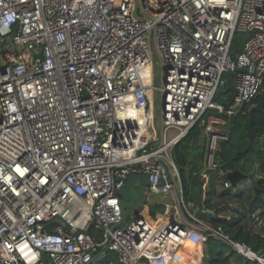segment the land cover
I'll return each instance as SVG.
<instances>
[{"label": "built area", "instance_id": "2783aa9c", "mask_svg": "<svg viewBox=\"0 0 264 264\" xmlns=\"http://www.w3.org/2000/svg\"><path fill=\"white\" fill-rule=\"evenodd\" d=\"M235 33L249 37L232 58ZM227 72L225 109L215 96ZM263 78L264 0H0V264H170L192 234L264 264L193 214L172 158L201 121L204 167L217 169L227 123ZM162 164L173 186L159 185ZM131 173L150 186L112 230ZM166 194L174 216L161 224L148 202Z\"/></svg>", "mask_w": 264, "mask_h": 264}, {"label": "trees", "instance_id": "16d2710c", "mask_svg": "<svg viewBox=\"0 0 264 264\" xmlns=\"http://www.w3.org/2000/svg\"><path fill=\"white\" fill-rule=\"evenodd\" d=\"M246 33H235L230 46V55L234 58L248 39ZM234 74L222 75L215 101L228 109L233 98ZM226 97V101L220 98ZM264 100V82L255 100L242 107L227 123V139L220 141L215 154L217 169L204 167L206 139L201 121L183 137L172 149V158L177 167L182 198L195 216L213 227H220L231 241L246 245L258 257L264 256V225L257 228L255 217L264 221V144L260 135H255L249 148L246 135L247 112L249 108ZM215 115L225 118L215 111H207L203 120ZM254 125L264 129V111L254 114ZM237 172L241 178L228 188L224 183L227 175ZM207 182L203 185V174ZM250 176L252 178H250ZM248 184L244 189L243 185ZM262 190L263 192H257ZM199 236V235H198ZM203 243V264H260L238 254L231 245L217 238L199 236ZM98 264H103V261Z\"/></svg>", "mask_w": 264, "mask_h": 264}, {"label": "water", "instance_id": "95a60500", "mask_svg": "<svg viewBox=\"0 0 264 264\" xmlns=\"http://www.w3.org/2000/svg\"><path fill=\"white\" fill-rule=\"evenodd\" d=\"M38 58L42 59V55L40 54ZM155 70V66H154ZM264 82V78H263ZM153 115H154V128L156 132L158 133V123H157V105H156V94L153 96ZM162 109V108H161ZM264 111V100L258 102L257 104L252 105L248 112H247V128H246V135L248 138V146L249 148L253 142L255 135H260L262 138V142L264 144V129L260 127H256L254 125V114L260 113ZM188 129V132L192 129ZM162 167L164 169L165 179H160L159 185L163 186L165 183L173 186V179L171 177V174L168 170V168L162 164ZM228 180L230 181L231 185L234 186L238 180L241 178V176L237 172H231L227 175ZM250 178H252L250 176ZM140 185L143 188H147L150 186L149 179L147 175L144 174H135L131 173L124 184V187L120 190V209H121V216L122 220L121 222L112 228L115 229L116 227H120L124 224V222L127 221V219L132 215L133 217H136V209L144 202V199L141 197V195L138 194V192L134 189L136 185ZM257 192H263L262 190H257ZM150 215L154 216L155 213V206L150 207ZM198 210H195V213Z\"/></svg>", "mask_w": 264, "mask_h": 264}, {"label": "crops", "instance_id": "0c3cea01", "mask_svg": "<svg viewBox=\"0 0 264 264\" xmlns=\"http://www.w3.org/2000/svg\"><path fill=\"white\" fill-rule=\"evenodd\" d=\"M171 202H172L171 196L169 194H166V195H155L151 197L148 204L150 207L155 206L156 214L154 216H158L159 213L166 212L165 215L170 213V212L167 213L165 205L166 204L171 205ZM192 212L195 215V211ZM164 216H158L157 218H163ZM173 216L174 214L169 215L170 217L169 219L173 220ZM193 237L196 238L194 241H191ZM198 237L199 236L197 234H192L186 245L177 251L173 259L171 260L170 264H172L173 262H175V264H203L202 263L203 243L199 241Z\"/></svg>", "mask_w": 264, "mask_h": 264}, {"label": "rangeland", "instance_id": "374dc122", "mask_svg": "<svg viewBox=\"0 0 264 264\" xmlns=\"http://www.w3.org/2000/svg\"><path fill=\"white\" fill-rule=\"evenodd\" d=\"M119 0H117L118 2ZM162 68L161 66H157V75H156V85L157 87H161L162 86ZM157 121H158V125L161 124V117H162V111H161V94L159 93L157 95ZM174 134L173 131H170L169 134H168V137L172 136ZM244 189H247L248 188V184H244L243 185ZM139 195H142L143 194V191H144V188L141 187L140 185H136L135 188H134ZM166 212H163V213H159L158 216H164ZM158 216H153L152 220H154L155 218H157ZM263 219V218H262ZM261 218H259L258 216L255 217V221H256V225H257V228L258 227H261L264 225V221H262ZM196 237H193L191 241H194ZM262 260H264V256L261 257ZM172 264H175V262H173Z\"/></svg>", "mask_w": 264, "mask_h": 264}, {"label": "bare ground", "instance_id": "6f19581e", "mask_svg": "<svg viewBox=\"0 0 264 264\" xmlns=\"http://www.w3.org/2000/svg\"><path fill=\"white\" fill-rule=\"evenodd\" d=\"M173 215V212H170L169 214L165 215L163 218H155L154 221H157L161 224H164L167 219H169V215Z\"/></svg>", "mask_w": 264, "mask_h": 264}]
</instances>
